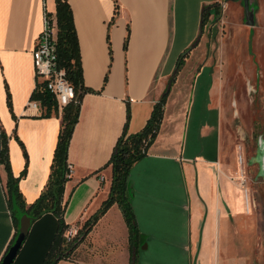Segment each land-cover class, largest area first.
I'll return each mask as SVG.
<instances>
[{
  "label": "crops",
  "instance_id": "obj_1",
  "mask_svg": "<svg viewBox=\"0 0 264 264\" xmlns=\"http://www.w3.org/2000/svg\"><path fill=\"white\" fill-rule=\"evenodd\" d=\"M68 1L80 46L84 85L95 91L82 99L68 151V164L73 169L64 193L65 201H69L65 215L69 228L82 229L108 200L113 177L109 162L123 135L128 112V134H137L167 94L158 137L130 174L140 243L145 237L144 214L155 210L163 191L171 189L175 167L182 166L191 202V260L195 258V264H214L218 255L220 264H254L259 248V219L246 203L235 178L236 168L227 160L229 54L223 46L215 58L200 59L197 55V43L205 33L204 9L224 3L225 21H229L233 18L227 14L231 0H118V12L113 0ZM231 5L237 16L236 5ZM251 5L255 9V30L261 13L255 0ZM46 12L53 19L56 38L55 0H0V146L5 135L13 176L20 178L25 172L19 189L27 205L38 199L48 183L63 110L60 108L59 117L44 118L41 107L28 109L41 82L36 77L33 51L44 29ZM213 12L211 9L208 22H213ZM253 30L249 33L256 34ZM256 42L260 51L264 44L261 31ZM210 69L209 101L203 114L210 113L214 118H209L199 131L203 150L194 154L182 143L183 133L190 126L186 113L196 108V84ZM7 179L5 167L0 164V264L16 234ZM115 224L120 225L128 250L126 263L120 264H132L129 230L117 204L98 221L78 250L89 244L94 251L100 229H113ZM57 229L58 219L53 214L34 222L13 264H42ZM103 242L107 246L115 244L114 237ZM215 244L219 245L218 254ZM98 258L58 264H99ZM106 262L112 264L110 260Z\"/></svg>",
  "mask_w": 264,
  "mask_h": 264
},
{
  "label": "rangeland",
  "instance_id": "obj_2",
  "mask_svg": "<svg viewBox=\"0 0 264 264\" xmlns=\"http://www.w3.org/2000/svg\"><path fill=\"white\" fill-rule=\"evenodd\" d=\"M255 1L261 13L257 28L251 29L256 34L249 33L250 28L245 24L242 0H231L237 7V16L232 3L228 1L227 14L229 18L233 15V18L225 21L224 10L220 20L206 23L204 36L202 35L197 43L199 46L197 55L200 59L210 56L215 58L223 46L229 54L230 73L226 89L229 115L225 123V137L228 141L227 160L236 168L235 178L245 193L248 207L257 213L260 228L257 245L259 248L254 264H264V178L259 176L260 166L255 162L258 138L264 137V44L259 51L256 42L259 31L264 40V0ZM251 3L254 6V0H251ZM207 42L208 44H205ZM211 70L196 84L194 96L199 97L196 108L193 106L186 113L189 114L190 126L183 133L182 143H186L188 151L194 154L203 150L204 141L199 131L209 118L211 120L214 118L210 113L203 114L204 107L209 101L207 91ZM211 141V145H215V139L212 138ZM170 182L171 191L166 188L167 191L164 190L160 195L162 199L156 202L155 210L144 214L142 230L145 237L138 246L136 264H195V258L191 260L194 246L189 237L191 202L182 166L175 167ZM111 216L114 218V215ZM122 236L124 239L120 225L115 224L113 229L103 226L96 237L97 248L91 251L89 244L81 246L74 258L77 261H87L96 256L99 257L97 260L99 264H107L108 260L112 264L126 263L127 243L122 241ZM112 237L115 244L107 246L103 240L107 238L112 240ZM215 251L218 254V244H215ZM213 262L220 264L218 255Z\"/></svg>",
  "mask_w": 264,
  "mask_h": 264
},
{
  "label": "trees",
  "instance_id": "obj_3",
  "mask_svg": "<svg viewBox=\"0 0 264 264\" xmlns=\"http://www.w3.org/2000/svg\"><path fill=\"white\" fill-rule=\"evenodd\" d=\"M113 1L116 6V12H118L119 1ZM55 2V19L57 22V36L55 41L57 65L59 69L65 71L66 79L73 87L75 97L74 100L63 108L61 113V129L48 183L38 199L31 205L25 203L19 189L20 179L25 175V172L20 178H15L13 176L9 161L8 139L5 135L2 137L0 164L4 165L8 175L6 185L8 202L10 213L16 226V234L3 259L16 241L20 220L24 215L29 217L31 224H33L44 215L53 214L58 219V229L42 264H58L60 261H77L74 255L79 248V244L84 242L94 226L109 209L117 204L129 230V248L132 255V264H135L141 235L132 205L133 189L130 174L132 168L147 156L148 150L158 137L164 118V106L167 94L155 105L151 118L148 120L145 128L137 134H128V124L130 121V113L128 112L127 123L123 135L119 139L109 162V166L112 167L113 173L109 198L103 204L101 210L80 229L78 237L71 242L67 241L65 233L69 229V226L65 221V215L69 201H65L64 193L66 184L69 180L67 178L69 172L68 151L75 127L79 121L82 99L84 95L95 91L84 85L80 46L69 1L55 0ZM211 9L214 10L213 22L221 19L222 8L220 5L205 8L203 11L202 28H204L209 21ZM127 43L128 38L125 42V50L127 49ZM186 55L187 53L182 55L180 61H183ZM32 100L40 102L43 110L41 117L50 118L53 115L57 117L60 116V107L57 100L47 90H44L41 85H37L33 92ZM7 103L11 109L12 103L10 94H8Z\"/></svg>",
  "mask_w": 264,
  "mask_h": 264
},
{
  "label": "built area",
  "instance_id": "obj_4",
  "mask_svg": "<svg viewBox=\"0 0 264 264\" xmlns=\"http://www.w3.org/2000/svg\"><path fill=\"white\" fill-rule=\"evenodd\" d=\"M219 5L222 11H224L226 5L224 3H220ZM54 32L55 25L53 19L46 12L44 29L33 51L34 69L36 77L41 80L38 85H41L44 90H47L55 97L60 108H64L74 100L75 92L66 79L65 71L58 68ZM40 107L41 104L39 101L32 100L28 103V109H39ZM68 168L67 178L70 179L73 169L71 165ZM79 231L80 228L71 227L66 231L65 238L71 242L78 237Z\"/></svg>",
  "mask_w": 264,
  "mask_h": 264
},
{
  "label": "water",
  "instance_id": "obj_5",
  "mask_svg": "<svg viewBox=\"0 0 264 264\" xmlns=\"http://www.w3.org/2000/svg\"><path fill=\"white\" fill-rule=\"evenodd\" d=\"M243 7H244V13H245V24L250 29H253L255 27L256 23V16H255V9L251 5V0H242ZM257 157L255 159V162L259 164L260 166V173L259 176L264 178V138L262 136L258 139V151H257ZM31 220L29 217L24 215L19 224V230H18V236L16 238V241L14 245L9 250L6 257L3 259L1 264H13L16 257L18 256V253L20 252L23 243L25 242L28 233L31 228Z\"/></svg>",
  "mask_w": 264,
  "mask_h": 264
},
{
  "label": "flooded vegetation",
  "instance_id": "obj_6",
  "mask_svg": "<svg viewBox=\"0 0 264 264\" xmlns=\"http://www.w3.org/2000/svg\"><path fill=\"white\" fill-rule=\"evenodd\" d=\"M260 137V136H259ZM263 137V136H262ZM264 138V137H263ZM259 139V138H258ZM257 157V156H256Z\"/></svg>",
  "mask_w": 264,
  "mask_h": 264
}]
</instances>
